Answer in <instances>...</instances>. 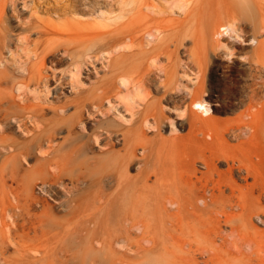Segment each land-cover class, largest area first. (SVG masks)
<instances>
[{
	"label": "bare ground",
	"instance_id": "obj_1",
	"mask_svg": "<svg viewBox=\"0 0 264 264\" xmlns=\"http://www.w3.org/2000/svg\"><path fill=\"white\" fill-rule=\"evenodd\" d=\"M225 1L230 4L228 20L216 19L213 25L208 24L209 31L216 27L213 33H217L222 27L229 28L238 36L242 33V41L249 37L256 40V45L250 51L244 46L228 45L227 69L219 72L221 65L213 60L212 47L200 51L197 38L187 50L189 57L184 64L177 55L186 37V23L193 19L209 23L212 0H182L186 7L183 20L140 12L126 25L88 32L84 35L102 40L101 48L90 55L89 61L68 48L61 49L70 57L64 71L46 66L58 47L48 43L38 51L39 41L30 39L31 32L40 36L50 33L43 23L30 20L15 32L5 18L6 0H0V232L43 233L45 224H64L68 229L64 235L76 240L78 264L97 263L102 250L94 241L98 244L104 234L119 240L108 230L115 232L112 224L125 213L127 197L119 187L121 177L130 165L141 162L147 151L142 145L139 155L136 145L148 129L152 138L160 136L164 126L162 101L187 90L179 81L191 80L188 71L197 80L191 105L182 112L190 123L212 126L210 109L214 96L224 111L246 106L240 112L243 128L253 127L252 122L261 112L254 110L255 101L264 88V39L259 38L264 35V0ZM16 11L13 5L8 17L18 18ZM20 42L25 46L24 56L12 47ZM7 52L11 59L5 56ZM100 56L106 59L105 74L81 87L80 73L90 74ZM179 66L184 67V77L178 74ZM64 85L76 86L77 90L70 97L61 96ZM191 112L197 115L191 116ZM63 130L66 134L60 136V141ZM251 135L238 158L227 159L229 172L236 170L248 181L245 191L230 190L237 197L247 196L255 185L264 183V172H257L264 168V153L254 149ZM208 169L209 178L198 187L204 192L217 173L211 166ZM107 170L113 171L115 177L106 174ZM6 177L12 182L4 192ZM38 184L47 197L36 195ZM212 189L210 194H220V185L214 184ZM49 197L56 202L52 203ZM35 203L39 204L38 210L34 209ZM7 216L9 222L5 220ZM1 246L5 243L1 242ZM152 262L148 259L142 264Z\"/></svg>",
	"mask_w": 264,
	"mask_h": 264
},
{
	"label": "rangeland",
	"instance_id": "obj_2",
	"mask_svg": "<svg viewBox=\"0 0 264 264\" xmlns=\"http://www.w3.org/2000/svg\"><path fill=\"white\" fill-rule=\"evenodd\" d=\"M148 4L151 7L148 8ZM13 5L18 18L8 17ZM185 9L182 0H6L4 14L15 32L30 20L43 23L50 33L40 36L31 32L30 39L39 41L38 51L48 43L58 47L46 66L64 71L68 68L70 57L62 54L61 49L68 48L73 54L82 55L89 61L90 55L101 48V39L84 34L126 25L140 12L183 20ZM229 10L230 4L225 0H212L209 23L205 19H193L192 23H186V37L177 50L182 64L189 57L187 50L194 46V38H197V49L200 51L212 47V58L221 65L219 72L227 69L228 45L244 46L248 51L253 49L256 40L249 37L242 41V33L238 36L229 28L223 30L224 27H217V33H213L216 27L209 31L208 26L213 25L216 19L221 22L228 20ZM67 36L70 38L67 39ZM259 38L264 39V35ZM12 47L24 56V44L20 42ZM105 55L108 53L105 52ZM5 56L11 59L9 52ZM100 57L90 74L85 71L80 73L81 87L89 86L105 74L106 59ZM183 70V66L178 67V74L182 77L185 75ZM66 72L70 78V72ZM188 73L190 81L183 78L179 81L180 86L187 90L162 101L164 126L160 136L154 139L151 130L146 131L142 143L136 145L139 155L143 152L142 145L146 146L143 160L130 165L127 174L121 177L119 187L127 197L125 213L112 224L111 229L115 232L108 230L109 234L115 233L119 240L108 234L102 235L98 244L95 240L93 244L100 247L102 253L97 263L90 264H142L148 259L153 261L151 264H264V183L255 185L245 197L231 195L230 190L236 193L245 191L248 181L236 170L229 172L227 164V159L238 158L251 134L256 145L254 149L264 153V88L259 91L260 99L255 101L254 110L261 112L252 122V128H243L245 122L240 112L246 106L224 111L214 96L210 109L212 126L200 127L190 123L182 113L184 107L191 105L192 89L197 82L195 75L191 71ZM161 76L163 78L162 73ZM64 86L61 96L70 97L77 90L76 86ZM150 95L156 96L154 93ZM196 113L200 115L199 111ZM197 114L191 112V116ZM239 126L241 130L235 129ZM61 133L58 137L60 141L66 132L63 130ZM116 147L120 148L119 145ZM209 166L217 173L214 174V182L211 181L204 192L198 187L201 181L205 183L209 178ZM261 171L264 172V168L257 169V172ZM106 174L112 176L113 171L107 170ZM6 178V185L2 187L4 192L12 182ZM214 184L220 185L218 195L210 194ZM35 193L41 197L48 196L39 184ZM49 200L56 202L50 197ZM38 207L39 204L35 203L34 209L38 210ZM5 220L10 221L8 216ZM45 225L43 233L32 230L13 235L0 232V246L1 242L5 243L0 247V264H78L79 255L74 253L77 251L76 240L64 235L63 231L68 230L65 225L49 224V228ZM76 226L82 227L80 224ZM106 229L107 226L103 230ZM260 251L262 254L258 255Z\"/></svg>",
	"mask_w": 264,
	"mask_h": 264
}]
</instances>
